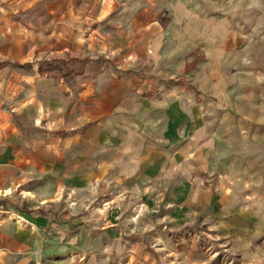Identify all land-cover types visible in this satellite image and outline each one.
<instances>
[{"label": "crops", "instance_id": "obj_1", "mask_svg": "<svg viewBox=\"0 0 264 264\" xmlns=\"http://www.w3.org/2000/svg\"><path fill=\"white\" fill-rule=\"evenodd\" d=\"M15 1L23 14L39 0ZM232 1L95 0L92 8L94 0H48L50 39L71 37L77 22L97 23L114 56L91 59L69 80L55 68L26 67L30 96L18 104L17 122L0 103V264L113 253L131 246L139 226L153 224L165 207L182 209L173 228L202 221L240 238L252 232L253 204L212 176L216 140L201 116L203 98L215 88L213 72L229 81L217 64L231 49L210 36L230 31L244 8L243 0ZM7 32L0 22V41ZM197 56L203 61L196 66ZM58 127L72 132L58 136ZM26 177L34 178L28 187ZM62 190L73 205H56ZM25 207L36 229L6 214ZM136 207L143 212L138 220Z\"/></svg>", "mask_w": 264, "mask_h": 264}, {"label": "rangeland", "instance_id": "obj_2", "mask_svg": "<svg viewBox=\"0 0 264 264\" xmlns=\"http://www.w3.org/2000/svg\"><path fill=\"white\" fill-rule=\"evenodd\" d=\"M239 2L232 1L234 5ZM19 5L15 0H0V22L8 28L4 35L7 39L0 41V70H3L0 73V84H3L0 103L16 122L18 104L30 96L26 95L31 88L24 79L26 67H34L37 71L41 67L53 68L48 63L55 66L64 60L67 62L64 71L72 69L75 75L84 71L83 64L90 63L91 59L114 56L108 46H102L105 33L97 29V23L90 22L83 27L77 22L70 28L71 37L67 35L65 39L64 33H57L55 36L59 41H56L48 37L53 25L47 17L48 0H39L23 14ZM80 7L78 1L77 8ZM91 7L96 8L95 0ZM243 7L242 13L232 16L228 32L233 38L227 46L231 50L226 59L217 64L218 70L229 80L227 84L224 82L222 91L228 99L223 93L216 95L215 89L208 92L201 103V116L202 121L210 124L211 135L216 140L212 163L215 173L212 176L253 204L258 216L252 232L240 238L233 230L202 221L173 228L171 223L180 216L182 209L165 207L154 215L153 224L139 226L131 246L127 244L113 253L101 249L89 250L84 256L74 253L63 264H264V0H243ZM36 10L40 14L34 16ZM210 37L217 44L223 40L219 33ZM193 60L194 63L197 61V66L203 58L197 56ZM56 72L63 75L60 69L56 68ZM73 75L63 76L69 80ZM68 115V111L63 115L66 123ZM70 132L69 128L58 127V136ZM33 180L26 177V186L32 185ZM43 181L42 178V190L50 186L48 179L45 184ZM56 181L61 183L59 177ZM24 194L31 196V192ZM54 202L56 205L74 204L70 191L65 190ZM20 210L24 213L10 211L6 214H19L26 221L22 226L36 229L35 223L26 215L32 209ZM133 217L134 220L143 217L140 207L134 208Z\"/></svg>", "mask_w": 264, "mask_h": 264}, {"label": "bare ground", "instance_id": "obj_3", "mask_svg": "<svg viewBox=\"0 0 264 264\" xmlns=\"http://www.w3.org/2000/svg\"><path fill=\"white\" fill-rule=\"evenodd\" d=\"M219 34L222 35L223 37V46H230L232 42L233 35H230V33L226 30L218 32ZM203 33H199V36H203ZM213 75L216 77V82H215V94L220 96L222 93L225 94L226 100L228 99V95L225 92H222L224 89V81L221 77H219L218 73L213 72ZM7 192H10V189L7 190ZM17 213H10L8 215V218L13 219L17 221V223L23 225L26 224V221L23 220Z\"/></svg>", "mask_w": 264, "mask_h": 264}, {"label": "trees", "instance_id": "obj_4", "mask_svg": "<svg viewBox=\"0 0 264 264\" xmlns=\"http://www.w3.org/2000/svg\"><path fill=\"white\" fill-rule=\"evenodd\" d=\"M49 66L53 67V68H57V69H60L62 72H63V75L66 76V77H70L73 75V70L72 69H68L67 71H64V67H67V62H65L64 60H60L57 62V64L54 65H51L50 63H48Z\"/></svg>", "mask_w": 264, "mask_h": 264}]
</instances>
